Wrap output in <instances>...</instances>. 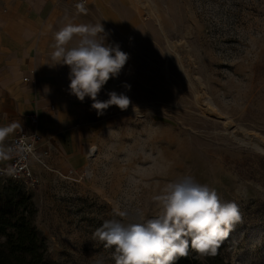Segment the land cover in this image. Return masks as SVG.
I'll list each match as a JSON object with an SVG mask.
<instances>
[{
    "label": "rangeland",
    "instance_id": "1",
    "mask_svg": "<svg viewBox=\"0 0 264 264\" xmlns=\"http://www.w3.org/2000/svg\"><path fill=\"white\" fill-rule=\"evenodd\" d=\"M137 13L132 104L92 137L82 171L27 189L49 258L115 264L95 230L124 209L153 218L166 184L191 177L240 207L218 258L264 264V0H138Z\"/></svg>",
    "mask_w": 264,
    "mask_h": 264
},
{
    "label": "crops",
    "instance_id": "2",
    "mask_svg": "<svg viewBox=\"0 0 264 264\" xmlns=\"http://www.w3.org/2000/svg\"><path fill=\"white\" fill-rule=\"evenodd\" d=\"M76 5L71 0H0V126L21 125L4 142L10 148L12 139L32 130V118L36 119L41 145L49 149L50 167L42 171L34 165L39 179L48 172L63 176L82 171L93 149L89 150L92 137L116 108L97 116L90 98L80 102L69 94L67 66L44 64L50 60L53 35L66 18L76 24L101 22L108 33L106 42L118 43L129 54L119 77L108 81L98 99L107 100L109 91L121 93L125 80L139 71L138 0H88L84 12Z\"/></svg>",
    "mask_w": 264,
    "mask_h": 264
},
{
    "label": "clouds",
    "instance_id": "3",
    "mask_svg": "<svg viewBox=\"0 0 264 264\" xmlns=\"http://www.w3.org/2000/svg\"><path fill=\"white\" fill-rule=\"evenodd\" d=\"M76 8L86 11L83 3ZM108 33L101 22L76 24L66 22L53 35L50 68L67 66L70 71L68 91L80 102L92 100L91 109L97 116L116 106L121 111L132 104L123 92L109 91L107 100L98 99L110 79L118 78L129 60L118 43H107ZM130 90L131 85L124 84ZM134 112L138 110L133 107ZM19 122L0 126V159L13 152L4 142ZM22 151V150H18ZM159 212L145 218L140 209L120 210L118 220H106L93 233V239L106 249H114L115 264H177L190 252L200 257H215L219 248L243 216L234 201H223L216 189L196 182L191 177L169 182L154 197Z\"/></svg>",
    "mask_w": 264,
    "mask_h": 264
},
{
    "label": "trees",
    "instance_id": "4",
    "mask_svg": "<svg viewBox=\"0 0 264 264\" xmlns=\"http://www.w3.org/2000/svg\"><path fill=\"white\" fill-rule=\"evenodd\" d=\"M32 194L20 184L0 188V264H57L49 258L45 236L35 224ZM211 263L193 257L177 264H225L216 255Z\"/></svg>",
    "mask_w": 264,
    "mask_h": 264
},
{
    "label": "built area",
    "instance_id": "5",
    "mask_svg": "<svg viewBox=\"0 0 264 264\" xmlns=\"http://www.w3.org/2000/svg\"><path fill=\"white\" fill-rule=\"evenodd\" d=\"M71 1L76 4L83 3L84 5L88 3V0ZM36 123L37 121L33 117V129L26 133H20L12 139L10 148L13 149V152L6 163H0V180H10L28 189L39 183L34 165L42 171H50L47 162L49 149H45L41 145L42 137L37 130Z\"/></svg>",
    "mask_w": 264,
    "mask_h": 264
},
{
    "label": "bare ground",
    "instance_id": "6",
    "mask_svg": "<svg viewBox=\"0 0 264 264\" xmlns=\"http://www.w3.org/2000/svg\"><path fill=\"white\" fill-rule=\"evenodd\" d=\"M159 23V22H158ZM95 155V148H93L91 151H90V156H94Z\"/></svg>",
    "mask_w": 264,
    "mask_h": 264
}]
</instances>
